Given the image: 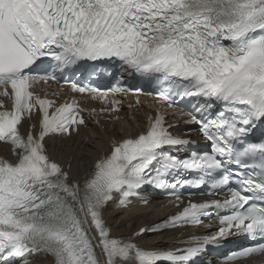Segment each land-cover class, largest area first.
Instances as JSON below:
<instances>
[{"label": "snow or ice", "instance_id": "obj_1", "mask_svg": "<svg viewBox=\"0 0 264 264\" xmlns=\"http://www.w3.org/2000/svg\"><path fill=\"white\" fill-rule=\"evenodd\" d=\"M102 59L119 62L115 84L101 89L73 80L72 92L113 105L101 112H118L109 93H142L124 83L123 73H135L157 88L144 94L168 108L203 98L186 122L199 125L207 150L171 151L194 141L174 135L157 111L145 130L111 139L91 170L74 179L50 156L46 138L79 135L86 110L75 98L57 103L36 87L59 82L57 73L81 61ZM0 97L11 101L5 107L0 99V144L14 157L0 156V264H31L36 256L51 264H192L232 235L252 243L228 261L264 255V0H0ZM36 114L38 124L22 131ZM256 131L261 138H252ZM149 186L170 190V203L184 206L130 236H114L107 206L117 201L127 209L136 199L148 205L140 193ZM178 187L219 198L185 203ZM213 216L217 230L185 247L137 243L146 233Z\"/></svg>", "mask_w": 264, "mask_h": 264}, {"label": "bare ground", "instance_id": "obj_2", "mask_svg": "<svg viewBox=\"0 0 264 264\" xmlns=\"http://www.w3.org/2000/svg\"><path fill=\"white\" fill-rule=\"evenodd\" d=\"M142 116L136 114L120 122H109L104 118L100 119L98 125L89 121V127L81 128L79 135L71 138L54 137L47 140L49 154L53 159L62 163L65 168L71 163L68 169L74 179H82L84 174L91 170L95 160L108 148L111 139H121L129 134L137 133L139 128L136 122H141ZM0 153L7 157L11 156L8 146L0 145ZM165 201L159 198L147 207L133 205L129 209H119L110 206L105 210V218L112 228L114 236H128L140 227L151 225L168 214L174 212L169 206H163ZM196 232H208L205 229ZM192 231L181 234L179 231H172L152 237L142 236L137 239L142 246L147 248H177L180 241L192 235ZM261 259L256 258L255 260ZM34 264H51V258H37Z\"/></svg>", "mask_w": 264, "mask_h": 264}]
</instances>
